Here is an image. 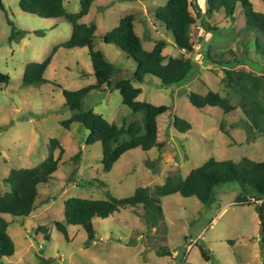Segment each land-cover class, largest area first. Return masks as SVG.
Returning <instances> with one entry per match:
<instances>
[{"label":"rangeland","instance_id":"1","mask_svg":"<svg viewBox=\"0 0 264 264\" xmlns=\"http://www.w3.org/2000/svg\"><path fill=\"white\" fill-rule=\"evenodd\" d=\"M18 1L2 0L5 11L0 9V72L10 77L8 84H0V195L10 190L3 181L10 169L35 167L51 151L57 157L58 149H52L51 139L59 141L64 153L48 182L38 185L30 215L4 216L15 250L11 256L1 257L0 264H264V243L260 241L255 210L253 205L234 202L241 194L236 182L215 186L209 204L195 196L159 197L162 216L153 226L140 207L121 208L107 218H93L95 236L91 243H87L86 233L78 225H67L66 237L53 225L54 221L64 222V202L69 197L122 198L140 186L153 192L167 176L184 177L210 157L234 162L243 157L264 160V134L257 135L247 125L239 108L225 114L217 106L195 108L188 99L191 92L204 95L212 90L237 106L238 98L227 95L220 81L222 68L229 66L224 61L233 56L241 60L235 68L264 73V61L255 51V35L244 31L241 6L228 15L222 9L208 12L205 1L198 0L201 14L191 28L193 51L186 54L154 16L156 8L167 0L93 2L81 21L96 25L94 48L102 51L116 73L108 86L91 90L83 98L84 108L118 126L140 119L141 113L122 104L114 88V82L122 77L130 78L140 88L137 100L170 108L157 117L160 146L149 151L129 150L109 172H104L101 143L86 145L89 133L80 124L73 123L68 129L61 125L72 114L64 104L62 88L76 90L95 83L87 48L57 49L44 73L48 82L23 86L25 65L43 61L53 46L66 41L71 24L64 18L23 12ZM251 2L255 11L264 13V0ZM63 6L66 12L76 13L80 0H63ZM130 13L146 50L163 40L166 46L162 53L166 57L191 58L193 68L183 81L164 85L151 75L136 81V63L114 44L103 42L104 35ZM256 36L262 40V36ZM218 52H225L220 55L223 59L218 58ZM208 54L219 64L210 61ZM175 116L189 122L191 128L178 131ZM79 150V159H70ZM42 226L49 238L40 230ZM160 249H168L170 254L160 255L156 252Z\"/></svg>","mask_w":264,"mask_h":264},{"label":"trees","instance_id":"2","mask_svg":"<svg viewBox=\"0 0 264 264\" xmlns=\"http://www.w3.org/2000/svg\"><path fill=\"white\" fill-rule=\"evenodd\" d=\"M94 1L80 0V8L76 13L66 12L63 0L18 1L19 8L23 12L42 18H64L71 24V34L66 41L53 46L43 61L29 62L25 65L22 85L38 86L48 82L44 78V73L57 49L86 47L95 83L76 90L62 88L64 104L72 114L63 120L61 125L66 129L70 128L73 123L84 127L89 133L86 145L99 141L102 150V169L104 172H109L125 152L135 148L149 151L161 145L157 140V117L170 108L166 105H154L137 100L141 90L135 87L131 79L127 77L119 78L113 85L120 93L122 104L135 113H141L140 119L118 126L107 121L92 109L84 108L83 98L91 90H99L103 85L108 86L116 73L114 65L107 60L102 51L94 48L96 25L92 22L81 21ZM202 1H205L208 12H218L222 9L228 15H232L235 7L240 5L245 18L244 31L255 35V51L264 61V13L255 11L251 0ZM0 9L5 11L2 0H0ZM200 14L201 6L198 0H167L154 12L155 18L171 32L175 45L186 54L193 51L191 28ZM134 19L132 13L121 17L118 25L104 35L103 42L114 44L136 63V70L133 72V78L136 81H142L145 75L158 78L164 85L183 81L193 68L191 58L186 55L166 57L162 53L166 46L163 40L155 41L152 49L146 50L134 30ZM7 23L11 24L9 20ZM257 34L259 37L262 36V40L257 38ZM220 55H225V52H218V58H222ZM208 59L219 64L209 54ZM224 62L229 66L222 68L223 75L220 81L227 89V95L234 94L238 98L237 106L232 104L228 97L221 96L212 90L204 95L189 93V102L195 108L217 106L225 114L232 113L239 108L247 125L257 135L264 134V73L254 74L235 68L241 63L236 56ZM9 80L8 74L0 72V84L6 85ZM174 127L180 132H185L191 128V125L186 120L175 116ZM51 146L52 149H58L57 157H54L51 151L48 157L35 167L10 169L3 180L10 186V190L0 195V258L13 255L15 250L14 242L7 232L9 222L4 216L6 214L13 217L29 216L34 210L38 185L47 183L58 168L64 148L55 138L51 139ZM80 156L81 150L72 155L70 159L76 161ZM227 182H236L240 186L241 194L235 197V203L253 205L259 219L260 241L264 243V202L259 205H254L252 202L255 199H264V160L253 161L246 157L238 162L210 157L201 165L192 168L184 177L167 176L163 184L154 186L153 192L140 186L131 195L122 198L111 195L106 199L69 197L64 202V222L54 221L53 225L65 237L67 225H78L85 231L87 243H91L95 236L93 218H107L121 208L140 207L142 214L148 217L153 226L157 218L162 216L159 197L172 194H180L183 197L195 196L201 203L209 204L214 198V187ZM85 183L90 182L86 180ZM40 230L43 234L46 233L43 226ZM45 238H49V235L45 234ZM156 252L160 255L170 254L168 249H160ZM201 254L206 259L208 258L202 250Z\"/></svg>","mask_w":264,"mask_h":264},{"label":"built area","instance_id":"3","mask_svg":"<svg viewBox=\"0 0 264 264\" xmlns=\"http://www.w3.org/2000/svg\"><path fill=\"white\" fill-rule=\"evenodd\" d=\"M252 202L254 205H259V204H262V202H264V199L263 200L255 199V200H252Z\"/></svg>","mask_w":264,"mask_h":264},{"label":"crops","instance_id":"4","mask_svg":"<svg viewBox=\"0 0 264 264\" xmlns=\"http://www.w3.org/2000/svg\"><path fill=\"white\" fill-rule=\"evenodd\" d=\"M180 50H181V49H180ZM180 50H179V51H180ZM253 208H254V207H253ZM255 213H256V212H255ZM256 217H257V219H258L257 214H256ZM258 223H259V219H258ZM259 231H260V230H259ZM174 255H175V252L172 253V256H174Z\"/></svg>","mask_w":264,"mask_h":264}]
</instances>
